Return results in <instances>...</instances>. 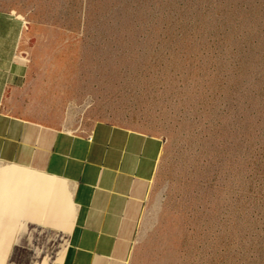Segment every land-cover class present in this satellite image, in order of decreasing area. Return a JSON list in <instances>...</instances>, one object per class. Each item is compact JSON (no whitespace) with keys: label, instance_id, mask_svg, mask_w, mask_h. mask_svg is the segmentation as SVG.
<instances>
[{"label":"rangeland","instance_id":"obj_1","mask_svg":"<svg viewBox=\"0 0 264 264\" xmlns=\"http://www.w3.org/2000/svg\"><path fill=\"white\" fill-rule=\"evenodd\" d=\"M14 7L20 52L36 60L21 114L163 139L131 264H264V0ZM27 228L8 264H49L65 248L60 229Z\"/></svg>","mask_w":264,"mask_h":264},{"label":"crops","instance_id":"obj_2","mask_svg":"<svg viewBox=\"0 0 264 264\" xmlns=\"http://www.w3.org/2000/svg\"><path fill=\"white\" fill-rule=\"evenodd\" d=\"M24 17L0 0V162L69 186L74 219L53 264H131L163 139L109 120L75 132L21 114L36 61L20 52Z\"/></svg>","mask_w":264,"mask_h":264},{"label":"bare ground","instance_id":"obj_3","mask_svg":"<svg viewBox=\"0 0 264 264\" xmlns=\"http://www.w3.org/2000/svg\"><path fill=\"white\" fill-rule=\"evenodd\" d=\"M74 204L69 186L54 176L14 165H0V264H8L28 226L70 231ZM28 225V226H27ZM61 258L58 254L49 264Z\"/></svg>","mask_w":264,"mask_h":264}]
</instances>
